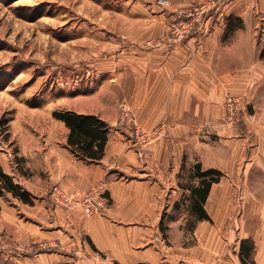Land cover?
Listing matches in <instances>:
<instances>
[{
  "label": "crops",
  "instance_id": "1",
  "mask_svg": "<svg viewBox=\"0 0 264 264\" xmlns=\"http://www.w3.org/2000/svg\"><path fill=\"white\" fill-rule=\"evenodd\" d=\"M166 1L154 7L155 15L166 23L178 11L195 7H215L220 16L240 17L243 25L235 27L228 39L235 48L218 50L225 41L223 33L218 38L211 33L191 36L181 51L172 43L167 65L178 74L177 89L161 69L133 73L136 85L128 106L135 122L160 129L159 137L147 145L135 141L132 124L123 129L98 111H77L94 113L109 124L102 157L83 160L72 153H44L43 168L75 194L102 182L109 205L101 213L86 215L79 208L69 210L36 199L32 205L22 203L36 218L24 220L17 218L15 208L7 207L6 221L12 223L8 225L16 231L22 226L25 252H17L18 247L9 250L6 264H264V153L240 152L246 135L238 133L239 125L220 124L214 144L204 135V129L218 121L216 103L223 95H239L242 88L245 93L263 84L262 66H240L243 55L238 49L245 40L248 45L254 40L241 30L250 28L244 16L255 4ZM219 25L214 30L225 31L226 20ZM257 125L263 131L264 112ZM195 162L222 173L202 204L208 219L188 208L191 200L184 186L197 182L191 177ZM255 174L261 175V182L254 181Z\"/></svg>",
  "mask_w": 264,
  "mask_h": 264
},
{
  "label": "rangeland",
  "instance_id": "2",
  "mask_svg": "<svg viewBox=\"0 0 264 264\" xmlns=\"http://www.w3.org/2000/svg\"><path fill=\"white\" fill-rule=\"evenodd\" d=\"M249 2L255 4L254 11L244 16L250 28L241 32L244 37L246 33L253 35L254 40L249 45L246 40L239 44L243 55L240 66L255 64L264 70V0ZM158 3L167 1L0 0V162L36 197L34 203L36 199L52 203L50 189L59 184L43 168L44 153H70L65 147L67 130L52 116L54 109L98 111L115 120L116 126L127 129L126 108L137 78L133 73L142 68L161 69L168 74L172 88L177 89L178 74L168 70L167 65L172 43H177L175 48L181 51L191 36L204 38L211 33L218 38L223 33L225 41L219 43L218 50L235 48L228 41L233 31L214 30V25L220 27V22L226 20L215 7L201 13L196 7L178 11L174 20L166 23L155 15ZM180 13L186 20L194 17V26L188 31L175 19ZM239 19L232 20V24L239 22L242 26ZM242 90L239 95L226 93L216 103L218 121L207 126L204 135L214 144L220 124L239 125L238 133L246 135L240 152L254 149V153H264V128L262 131L257 125L264 112L259 108L264 102V79L257 89ZM178 95L175 90L174 98ZM229 97L236 99L237 106V116L231 120ZM254 181L261 182V175L255 174ZM23 206L11 197L0 199V264H6L9 250L18 247L17 252H25L22 226L16 231L6 221L7 207L15 208L20 220L34 218Z\"/></svg>",
  "mask_w": 264,
  "mask_h": 264
},
{
  "label": "trees",
  "instance_id": "3",
  "mask_svg": "<svg viewBox=\"0 0 264 264\" xmlns=\"http://www.w3.org/2000/svg\"><path fill=\"white\" fill-rule=\"evenodd\" d=\"M240 20L233 15L226 17V29L224 32H231L239 26V22L232 24V20ZM228 28V29H227ZM264 56V45L261 50ZM52 116L61 121L67 129L65 136V147L75 157L83 160H98L102 157L109 132V124L94 113L77 112L73 109H54ZM222 173L214 168L202 169L199 162H195L192 168L191 177L196 178V183H189L184 186L189 190V210L198 214L201 218H209L205 213L202 204L204 203L211 184L219 181ZM11 197L23 204L32 205L35 196L18 180L7 171L0 162V199ZM243 244V243H242ZM247 254V249L244 250ZM241 256V253H240Z\"/></svg>",
  "mask_w": 264,
  "mask_h": 264
},
{
  "label": "built area",
  "instance_id": "4",
  "mask_svg": "<svg viewBox=\"0 0 264 264\" xmlns=\"http://www.w3.org/2000/svg\"><path fill=\"white\" fill-rule=\"evenodd\" d=\"M159 4L160 3H158V5ZM203 10L204 9L201 7L199 12L201 13ZM193 13L198 14L196 11ZM182 14L183 13L178 14L175 19L179 20V25H182V27L185 28V31H188L194 26V17L186 20L182 18ZM174 34L177 35V33ZM177 38H179V36H177ZM150 42L151 40L147 41V43ZM227 102L228 106L233 108V110L229 112L228 117L231 120L233 117L237 116L236 99L234 97H229ZM125 115V121L133 125L134 138L139 145H147L159 137L160 133L157 126L151 129H146L135 122L134 112L130 106L126 108ZM50 196L54 204H58L65 209L71 210L79 208L86 215L101 213L102 211H105L109 205V199L102 189V182H98L95 186L89 188L82 194L71 193L61 185L54 184L50 189Z\"/></svg>",
  "mask_w": 264,
  "mask_h": 264
}]
</instances>
